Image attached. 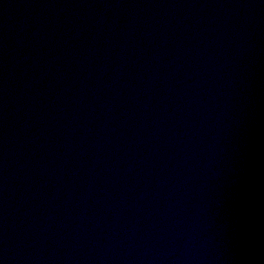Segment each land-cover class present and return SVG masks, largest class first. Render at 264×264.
Returning a JSON list of instances; mask_svg holds the SVG:
<instances>
[{
  "label": "water",
  "instance_id": "95a60500",
  "mask_svg": "<svg viewBox=\"0 0 264 264\" xmlns=\"http://www.w3.org/2000/svg\"><path fill=\"white\" fill-rule=\"evenodd\" d=\"M0 264H264V0H0Z\"/></svg>",
  "mask_w": 264,
  "mask_h": 264
}]
</instances>
